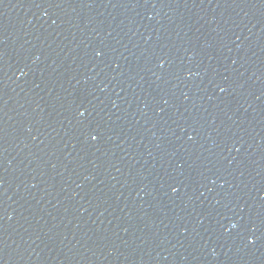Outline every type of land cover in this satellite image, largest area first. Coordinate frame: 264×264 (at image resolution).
<instances>
[{
	"label": "water",
	"instance_id": "1",
	"mask_svg": "<svg viewBox=\"0 0 264 264\" xmlns=\"http://www.w3.org/2000/svg\"><path fill=\"white\" fill-rule=\"evenodd\" d=\"M0 264H264V0H0Z\"/></svg>",
	"mask_w": 264,
	"mask_h": 264
},
{
	"label": "snow or ice",
	"instance_id": "2",
	"mask_svg": "<svg viewBox=\"0 0 264 264\" xmlns=\"http://www.w3.org/2000/svg\"><path fill=\"white\" fill-rule=\"evenodd\" d=\"M93 139H95V137H93Z\"/></svg>",
	"mask_w": 264,
	"mask_h": 264
}]
</instances>
